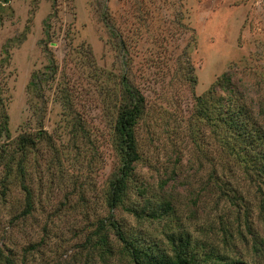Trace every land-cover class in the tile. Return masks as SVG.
<instances>
[{"label":"rangeland","instance_id":"obj_1","mask_svg":"<svg viewBox=\"0 0 264 264\" xmlns=\"http://www.w3.org/2000/svg\"><path fill=\"white\" fill-rule=\"evenodd\" d=\"M49 63L54 77L40 83V93L27 92L30 74ZM222 73L261 121L264 0H0V121L6 115L10 133L0 137V149L20 133L42 130L24 161L30 211L24 213L22 179L11 178L0 197L2 255L15 264H128L115 254L104 262L92 234L109 215L115 104L125 74L144 97L132 180L147 185V195L169 196L191 236L227 257L264 264L261 185L210 125L193 118L196 96ZM128 198L140 200L135 191ZM245 205L254 236L244 225ZM110 213L128 231L160 235L162 222L137 221L121 206ZM223 223L234 228L226 247ZM108 239L120 247L112 232Z\"/></svg>","mask_w":264,"mask_h":264},{"label":"trees","instance_id":"obj_2","mask_svg":"<svg viewBox=\"0 0 264 264\" xmlns=\"http://www.w3.org/2000/svg\"><path fill=\"white\" fill-rule=\"evenodd\" d=\"M54 70L49 63L45 65L44 72L37 74L33 71L26 86L27 92L40 93V83L53 78ZM119 84L120 93L115 104L113 123V144L118 155V164L107 183L105 203L109 215L97 222L92 233L97 236L94 247L98 255L106 262V258L115 254L117 262L125 258L128 264H249L238 258L227 257L212 243L207 244L201 237L191 236L182 219L178 217V211L169 200V196L158 193L147 195L148 186L132 180L135 163L140 158L135 127L144 112V97L129 82L125 74H121ZM231 84L227 73L220 74L206 92L196 96L193 118L195 124L200 121L210 125L211 131L215 133L223 147L239 159L246 170H250L249 176L260 183L261 186L257 187L260 194L258 218L264 221V104H261L263 119L261 121L257 118L253 119L245 108L241 92ZM217 88L223 91L222 95L216 94ZM1 117L0 137L5 135L6 138H10L6 115ZM41 137L40 128L33 132H23L13 139V146L0 149L1 159L2 152H6L4 154L6 172L1 180L0 197L6 194L7 184L11 178L22 179L20 184L25 194L24 213H28L32 205L31 194L23 181L26 172L24 161L28 149L33 148ZM171 172L174 175L175 170ZM6 179H8L7 183H5ZM165 181L159 185L161 190ZM133 190L140 198L139 203L128 198V193L134 192ZM119 206L137 221L146 219L150 222H162L159 237L145 236L141 231H128L126 227L125 229L124 224L114 219L110 213ZM249 212V206L245 205L243 208L245 226ZM193 214L194 211L185 218L190 220L194 217ZM239 222L237 220V225ZM249 228L247 224L248 231ZM220 230L222 237L220 241L222 246L226 247L228 246L226 239L232 238L234 228L231 230L227 223H223ZM109 232L114 234L120 244L119 248H113L108 239ZM235 233L238 237L243 236L238 226L235 227ZM250 234L254 236L251 231ZM0 263L15 264L9 257H4L1 251Z\"/></svg>","mask_w":264,"mask_h":264}]
</instances>
